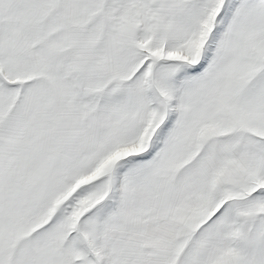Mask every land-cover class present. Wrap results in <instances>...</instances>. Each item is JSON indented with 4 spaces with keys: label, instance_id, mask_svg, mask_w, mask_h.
Segmentation results:
<instances>
[{
    "label": "snow or ice",
    "instance_id": "snow-or-ice-1",
    "mask_svg": "<svg viewBox=\"0 0 264 264\" xmlns=\"http://www.w3.org/2000/svg\"><path fill=\"white\" fill-rule=\"evenodd\" d=\"M0 264H264V0H0Z\"/></svg>",
    "mask_w": 264,
    "mask_h": 264
}]
</instances>
